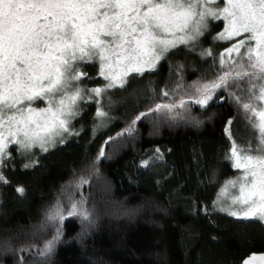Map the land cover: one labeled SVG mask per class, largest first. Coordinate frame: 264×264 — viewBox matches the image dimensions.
<instances>
[{"label": "trees", "instance_id": "1", "mask_svg": "<svg viewBox=\"0 0 264 264\" xmlns=\"http://www.w3.org/2000/svg\"><path fill=\"white\" fill-rule=\"evenodd\" d=\"M209 42L171 50L155 71L131 73L99 103L81 101L69 133L47 151L11 146L0 169L8 181L0 182V264H243L264 255V224L214 208L235 174L229 120L244 145L233 96L240 89L217 90L207 107L182 96L191 81L211 80V60L200 54ZM84 69L86 87L103 84L98 63ZM177 80L183 87L174 91ZM181 98L188 103L179 115L150 112ZM73 204L89 219L69 215ZM56 209L63 220L48 219ZM58 229L51 252L40 255Z\"/></svg>", "mask_w": 264, "mask_h": 264}, {"label": "snow or ice", "instance_id": "2", "mask_svg": "<svg viewBox=\"0 0 264 264\" xmlns=\"http://www.w3.org/2000/svg\"><path fill=\"white\" fill-rule=\"evenodd\" d=\"M209 19L224 22L215 40L234 41L220 54V67L227 70L192 85L186 95L207 107L218 89L235 87L246 93L233 96L257 132V143L239 145L228 121L229 158L241 174L221 189L222 194L229 188L237 191L220 210L239 220L264 222V0H223V6L218 0H0V169L11 156V145L21 154L34 147L47 151L69 133L81 101L99 103L109 89L123 88L130 73L155 71L180 45L194 48ZM200 54L213 55L211 50ZM92 63L99 64L97 74L106 81L102 87L86 88L82 83L92 80L84 69ZM182 87L178 84L174 91ZM162 94L167 97L170 92ZM36 101L45 106H35ZM187 103L181 98L178 103L157 104L150 112L176 116L175 110L186 109ZM96 115L106 113L98 109ZM0 182H8L2 172ZM16 190L24 192L22 187ZM61 211H50L48 219L63 220ZM77 214L89 219L87 211L77 212L73 204L69 215ZM59 235L58 229L40 255L51 252Z\"/></svg>", "mask_w": 264, "mask_h": 264}, {"label": "rangeland", "instance_id": "3", "mask_svg": "<svg viewBox=\"0 0 264 264\" xmlns=\"http://www.w3.org/2000/svg\"><path fill=\"white\" fill-rule=\"evenodd\" d=\"M218 2L221 4V6H223V0H218ZM223 28H224V22L222 20L221 21H217V20H211V19H209V26H208L207 31L196 42H194V45H195L194 48H197L206 39L208 41H210L209 44L206 45V50H211L212 53H213V55L205 56V57L206 58H209L211 60L210 62L212 64V70H213L212 71V74H211L212 75L211 77L213 79H215L219 74H222L223 71H226L227 70V69H221V67H220V54L222 52H224L225 49L228 46H230L231 43L234 42V41H227V42L217 41V40L214 39V37L218 33H220L223 30ZM208 33H210V34H208ZM233 56H235V54H233ZM132 73H135V72H132ZM212 78H211V80H213ZM200 82H209V81L202 80V79L197 80V81L196 80L191 81L190 83H188V90H187L186 93H191L192 92L191 86L194 85V84L200 83ZM105 83H106V81L103 80V84L98 85L97 87H102ZM178 84L181 85L180 80H177V85ZM85 85H84V87L87 86V85L86 86ZM242 87L247 88V84H243ZM86 88H88V87H86ZM186 93L183 94L182 96H184V98H186V99H190V96L189 95H186ZM240 94H241L240 96H245L246 95V93L242 92L241 90H240ZM103 98H104V96H103ZM103 98L101 99L102 101H103ZM35 106H37V107H44L45 105H44L43 101H36V105ZM240 109H241V122L240 123L242 124V130L240 132H241V135L243 137V143H244V145H247L249 142H252L253 145H255L257 143V135L258 134H257L256 131L253 130V128L249 125L248 121L245 119V114L242 111V108L241 107H240ZM68 127H69V125H68ZM65 135H66V133L63 134L62 138ZM62 138L58 137L56 139V142L54 144L48 146V149L49 148H52L55 144H57L58 142H60ZM11 146H14L15 148L18 149V147L16 145H11ZM11 146H10V148H11ZM34 150L35 151L39 150L40 152L43 151L40 147H34V148H32L31 151H34ZM231 162H232V160H231ZM234 170H235V174L231 177L230 180L236 179L237 176H239L241 174L240 173V170H238V169H234ZM225 184L223 185L222 188H224ZM221 189L217 193V196H216V199H215V202H214V208L218 212H220V213L227 214L226 211H221L220 208H221V206H225L226 207L227 204L231 203L230 194H235L237 190L229 188L228 191H226L225 193L222 194L221 193ZM233 218H235V217H233ZM235 219H237V218H235ZM253 220H255V219H253ZM256 221H259V220H256ZM259 222H261V221H259ZM261 223L264 224V222H261ZM251 257H256V259H254V260L251 261V264H264V259H260V257H264V255H253Z\"/></svg>", "mask_w": 264, "mask_h": 264}]
</instances>
